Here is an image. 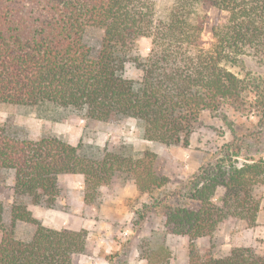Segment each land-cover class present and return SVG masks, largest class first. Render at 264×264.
Masks as SVG:
<instances>
[{
	"label": "trees",
	"instance_id": "obj_1",
	"mask_svg": "<svg viewBox=\"0 0 264 264\" xmlns=\"http://www.w3.org/2000/svg\"><path fill=\"white\" fill-rule=\"evenodd\" d=\"M206 5L228 12L215 22L208 50L201 45L204 17L198 13ZM91 27L104 32L97 56L84 40ZM143 37L151 39L147 56L135 54ZM248 56L264 63V0H174L164 14L155 0H0V102L49 101L103 122L133 117L146 139L166 145L188 146L204 111L256 116L264 125V77L243 72ZM130 62L141 78L125 76ZM154 163L151 152L96 159L60 138L18 139L0 126V169L15 171L19 194L53 207L59 175L81 174L90 200L122 172L155 198L166 233L190 239L187 264H264V255L251 247L217 257L196 244L229 218L256 225L264 159L245 156L238 142L226 144L221 157L171 194L163 192L170 180ZM219 188L220 204L214 201ZM3 214L0 201V264H74L88 249L85 229L47 227L29 208L14 205L13 221L36 225L30 240H20L5 230ZM143 252L147 264H174L166 248Z\"/></svg>",
	"mask_w": 264,
	"mask_h": 264
},
{
	"label": "rangeland",
	"instance_id": "obj_2",
	"mask_svg": "<svg viewBox=\"0 0 264 264\" xmlns=\"http://www.w3.org/2000/svg\"><path fill=\"white\" fill-rule=\"evenodd\" d=\"M155 1L162 14L174 2ZM198 13L204 17L201 45L208 50L214 43L215 22L226 19L228 12L206 5ZM103 33L102 29L91 27L85 34L84 40L94 56L101 49ZM150 49L151 39L143 37L137 41L135 54L147 56ZM242 70L264 77V63L257 57H246ZM124 74L132 79L142 77L141 69L132 62L126 65ZM0 126L18 139L60 138L96 159H102L107 153L139 158L151 152L155 155L156 171L170 180L163 191L169 194L183 187L199 169L221 157L222 147L226 144L238 142L245 156L264 159V125L256 116L247 117L229 110L202 112L188 146L146 139L140 122L133 117L114 122L96 121L88 118L84 111L49 101L36 106L0 102ZM14 178V170L0 169L4 228L20 240H30L36 225L23 220L13 221L14 205L29 208L47 227L85 229L88 249L75 256L74 264H147L143 256L145 247L166 248L172 263H188L190 239L165 232L155 198L142 192L125 173H116L112 183L101 186L90 200L85 198L83 175L61 174L58 178L60 196L53 207L37 203L30 195L19 194ZM223 195L224 189L219 188L214 201L220 204ZM196 244L210 249L217 257L238 247H251L264 255V200L256 225L248 227L243 220L229 218L212 236L199 238Z\"/></svg>",
	"mask_w": 264,
	"mask_h": 264
}]
</instances>
